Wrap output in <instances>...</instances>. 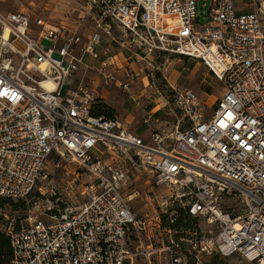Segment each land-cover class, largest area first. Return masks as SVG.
<instances>
[{"label":"built area","instance_id":"2783aa9c","mask_svg":"<svg viewBox=\"0 0 264 264\" xmlns=\"http://www.w3.org/2000/svg\"><path fill=\"white\" fill-rule=\"evenodd\" d=\"M89 1L97 20L86 34L39 20L32 25L23 12L0 10V199L29 198L54 155L94 177L78 205L45 202L43 220L0 226L10 264H133L134 256L143 264H199L215 255L264 264V0H254L250 13H238L234 0H211L207 13L198 0ZM114 26L147 55L200 61L224 85L211 116L197 94L173 86L180 118L160 131L156 113L148 112L143 125L152 130L150 144L119 118L92 115L106 88L129 93L139 76L137 66L124 67L116 56L97 58L105 37L114 40ZM89 75L94 80L86 85ZM125 166L147 170L153 186L170 191L169 202L185 200L186 217L215 231L199 236L191 224L193 238L183 243L170 236L152 249L148 217H138L132 196L122 192ZM229 196L239 199L240 210L223 208ZM153 220L160 228L159 216Z\"/></svg>","mask_w":264,"mask_h":264},{"label":"rangeland","instance_id":"374dc122","mask_svg":"<svg viewBox=\"0 0 264 264\" xmlns=\"http://www.w3.org/2000/svg\"><path fill=\"white\" fill-rule=\"evenodd\" d=\"M210 4L211 0H198V9L207 13ZM0 10L23 12L30 17L32 25L39 20L51 27L77 28L82 34L93 30L97 20V13L91 7L89 0H0ZM199 22L204 23L205 19L200 18ZM35 28L37 27L35 26ZM112 28L111 35L114 40L105 37L103 47L97 52V58L104 60L105 57L116 56L121 52L117 62L121 61V64L135 62L139 76L129 93L113 87L106 88L105 100L101 103L111 109V116L128 124L131 130L140 132L142 139L150 144L152 130L143 125V119L148 112L156 113L155 116L159 121L156 127L160 131H169L177 118H180L174 109L175 92L171 86L176 90L188 89L197 94L204 104L205 114L211 116L224 91V85L200 61L167 53L154 52L147 55L145 50L131 42L129 35L125 36L118 27ZM44 44L48 43L44 42ZM130 56L131 59L127 61ZM84 58L87 64L93 63L88 56ZM81 76L82 73L76 74L72 86H76L80 82ZM143 78L145 79L143 80ZM83 80L84 84L89 85L94 77L89 75ZM98 88L100 94L103 88ZM125 116L129 117L127 122ZM105 160L106 163L112 162L110 156ZM125 168L127 172L122 192L127 196H132L130 205L138 217H148L150 221L148 237H150L149 243H151L152 249L158 247L161 240L167 242L170 236L176 241L182 239L183 243L186 239L193 238L191 230H187L189 226L192 228L191 224L196 226L199 236L208 230L215 231L216 226H208L203 219L193 220L186 217L183 206L185 200H182L181 203L169 202L170 191L167 188L160 189L153 186L152 176L147 170L132 166H125ZM44 172L47 176L46 179L37 184L29 198L10 201L12 205H3L0 208V226L10 225L16 228L26 225L29 217L43 220L44 216L40 214L43 212L42 207L45 202H56L62 208L78 205L85 199L81 193L83 185L92 183L94 180L92 175L72 163L69 158L57 155L49 159ZM35 202L40 203L39 212H33ZM229 206L238 208L240 206L239 199L233 196L226 198L223 208L226 210ZM238 209L240 210V208ZM157 216L162 223L160 228L153 226L155 224L153 219ZM178 217L182 221L180 227L173 228L176 230L167 234L164 228H170V225H173L169 220ZM128 237L130 252L135 254L134 238L132 234H129ZM145 242L148 243L146 237ZM155 259L159 260L158 254ZM133 264H143L142 259L134 256ZM158 264H161V260ZM199 264L255 263H248L238 255H232L230 258H220L215 255L202 256Z\"/></svg>","mask_w":264,"mask_h":264},{"label":"trees","instance_id":"16d2710c","mask_svg":"<svg viewBox=\"0 0 264 264\" xmlns=\"http://www.w3.org/2000/svg\"><path fill=\"white\" fill-rule=\"evenodd\" d=\"M91 114L94 116L113 117L111 116V109H109L108 106L106 107L101 102H97ZM3 205H12V204L10 200L0 199V208ZM180 214H182V211H180ZM179 216L181 217V215ZM174 219L175 222L173 223V225H170V228L180 227V224L182 223L181 219L179 217ZM11 259H12V250L10 247L9 239L6 237L4 233L0 232V264H10Z\"/></svg>","mask_w":264,"mask_h":264},{"label":"crops","instance_id":"0c3cea01","mask_svg":"<svg viewBox=\"0 0 264 264\" xmlns=\"http://www.w3.org/2000/svg\"><path fill=\"white\" fill-rule=\"evenodd\" d=\"M235 1V9H237V12L238 13H250V12H253L254 10H256V6L254 5L255 4V1L254 0H234ZM263 19H264V11H263V15H262ZM263 26H264V23H263ZM121 54V52H120ZM116 55V57L118 58V56L120 55ZM131 59V56L128 57L127 61ZM124 67H130V68H133L134 66H136L135 62H126L125 64H122ZM151 112V111H150ZM127 117V116H125ZM129 119V117H127V119H125V121L127 122V120ZM123 122V121H122ZM123 124H125L123 122ZM126 126H128V124H125ZM129 127V126H128ZM130 128V127H129ZM133 131V130H132ZM144 131V130H143ZM135 132V131H134ZM138 133V132H136ZM140 133V132H139ZM138 133V134H139Z\"/></svg>","mask_w":264,"mask_h":264},{"label":"bare ground","instance_id":"6f19581e","mask_svg":"<svg viewBox=\"0 0 264 264\" xmlns=\"http://www.w3.org/2000/svg\"><path fill=\"white\" fill-rule=\"evenodd\" d=\"M47 88H49V89H50V85H49V84H47Z\"/></svg>","mask_w":264,"mask_h":264},{"label":"water","instance_id":"95a60500","mask_svg":"<svg viewBox=\"0 0 264 264\" xmlns=\"http://www.w3.org/2000/svg\"><path fill=\"white\" fill-rule=\"evenodd\" d=\"M64 89V88H63Z\"/></svg>","mask_w":264,"mask_h":264}]
</instances>
